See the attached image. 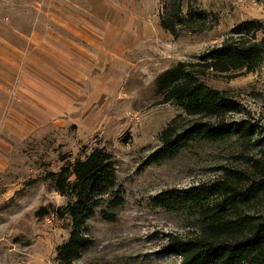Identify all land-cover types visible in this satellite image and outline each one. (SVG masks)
Masks as SVG:
<instances>
[{
	"label": "rangeland",
	"instance_id": "1",
	"mask_svg": "<svg viewBox=\"0 0 264 264\" xmlns=\"http://www.w3.org/2000/svg\"><path fill=\"white\" fill-rule=\"evenodd\" d=\"M161 1L0 0V264H57L71 231L65 209L75 200L59 195L48 174L95 149L110 166L89 197L90 243L75 264H182L166 248L195 239L202 224L184 193L230 181L235 171L253 175L264 148V57L251 73L199 71L232 104L224 125L247 122L245 136H188L165 150L162 131L179 136L215 120L163 103L154 81L179 62L198 63L241 22L264 26V0H183L177 37L158 24ZM36 78L55 89L51 99L28 95L38 92ZM238 212L264 216V194Z\"/></svg>",
	"mask_w": 264,
	"mask_h": 264
},
{
	"label": "trees",
	"instance_id": "2",
	"mask_svg": "<svg viewBox=\"0 0 264 264\" xmlns=\"http://www.w3.org/2000/svg\"><path fill=\"white\" fill-rule=\"evenodd\" d=\"M182 1L162 0L159 9L158 24L174 37H177V24L181 21ZM258 32L261 38L256 40ZM232 34L221 46L200 55L198 63L179 62L155 78L156 91L163 97V103L175 102L189 116L215 120V124L193 123L179 136L173 137L172 128L162 131L160 141L165 150H176L188 136L215 141L230 138L233 133L245 136L249 132L247 122L230 127L224 125L223 119L232 107L230 100L200 81L199 71L223 75L243 69L251 73L258 69L264 57V26L244 21ZM259 155L260 159L251 162L253 175L235 171L230 181L224 178L184 193V204L189 203L198 210L202 219L201 232L195 239L170 241L167 253L178 255L182 264H264V216L238 212L241 206L264 194V148ZM109 166L107 155L98 148L83 161H75L69 168L61 167L58 172L48 174L59 195L71 194L75 200L65 209L71 220V231L69 239L57 248V264H75V258L89 245L90 239L84 233L86 218L92 215L89 197L99 175ZM69 176L74 177L73 183H68ZM217 195L221 202L211 206L206 196ZM114 201L116 205L121 204L119 198Z\"/></svg>",
	"mask_w": 264,
	"mask_h": 264
},
{
	"label": "crops",
	"instance_id": "3",
	"mask_svg": "<svg viewBox=\"0 0 264 264\" xmlns=\"http://www.w3.org/2000/svg\"><path fill=\"white\" fill-rule=\"evenodd\" d=\"M39 82L40 81L37 78L35 80H33V83H35L36 85L39 84V87H38L39 89H38V92L37 93H33L31 90L30 91L28 90V95H30L31 97H34V96H37V94H39L38 96L41 97V98H44V99H47V100L51 99L52 96H53V94H55V89L53 87L51 88V87H49V86H47V85H45L43 83H39ZM25 93L26 92L24 91L23 92V96L24 97H25ZM14 126H15L17 132H19V131L20 132H23V135L21 133H19V135L21 137H23L24 134L26 133L25 132V130H26L25 124L23 123L21 125L19 123V127H18V125H15V124H14ZM8 129L11 130L9 127H8ZM0 145H2V144L0 143Z\"/></svg>",
	"mask_w": 264,
	"mask_h": 264
}]
</instances>
